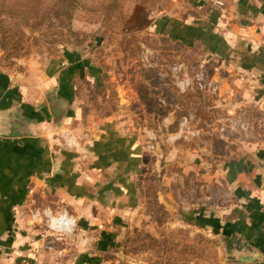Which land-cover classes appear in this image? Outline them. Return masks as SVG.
<instances>
[{
  "label": "rangeland",
  "instance_id": "374dc122",
  "mask_svg": "<svg viewBox=\"0 0 264 264\" xmlns=\"http://www.w3.org/2000/svg\"><path fill=\"white\" fill-rule=\"evenodd\" d=\"M193 2L0 0V73L35 89L64 61L86 122L110 118L147 146L140 201L111 228L103 264H233L223 235L197 212L235 201L231 161L264 169V102L248 74L157 28Z\"/></svg>",
  "mask_w": 264,
  "mask_h": 264
},
{
  "label": "crops",
  "instance_id": "0c3cea01",
  "mask_svg": "<svg viewBox=\"0 0 264 264\" xmlns=\"http://www.w3.org/2000/svg\"><path fill=\"white\" fill-rule=\"evenodd\" d=\"M207 1L194 0L188 15L164 16L157 28L248 74L264 102V0ZM59 63L37 85V96L29 83L2 80L0 112L16 108L31 121L30 135L0 134V264H103L111 228L140 201L147 146L110 118L87 123L76 70ZM49 95L65 109L60 125L53 121ZM258 157L264 163V149ZM232 163L225 166L226 182L235 201L222 213L197 214L223 235L233 264H264V169ZM63 215L74 219L71 231L55 227ZM54 231H62L59 249Z\"/></svg>",
  "mask_w": 264,
  "mask_h": 264
},
{
  "label": "water",
  "instance_id": "95a60500",
  "mask_svg": "<svg viewBox=\"0 0 264 264\" xmlns=\"http://www.w3.org/2000/svg\"><path fill=\"white\" fill-rule=\"evenodd\" d=\"M50 98V105L52 109L53 121L56 125H60L64 117L66 116L65 109L60 101ZM6 117L0 118V134L9 137H21L30 135L29 125L31 119L26 117H20V114L15 113L12 109L7 111ZM250 258L244 260L248 261Z\"/></svg>",
  "mask_w": 264,
  "mask_h": 264
},
{
  "label": "bare ground",
  "instance_id": "6f19581e",
  "mask_svg": "<svg viewBox=\"0 0 264 264\" xmlns=\"http://www.w3.org/2000/svg\"><path fill=\"white\" fill-rule=\"evenodd\" d=\"M68 223L69 224V226H70V228L71 227H73V225H74V219L73 218H68V217H66L65 216V218L63 219V220H57L56 222H55V227L59 230V229H61V226H62V224L63 223Z\"/></svg>",
  "mask_w": 264,
  "mask_h": 264
},
{
  "label": "built area",
  "instance_id": "2783aa9c",
  "mask_svg": "<svg viewBox=\"0 0 264 264\" xmlns=\"http://www.w3.org/2000/svg\"><path fill=\"white\" fill-rule=\"evenodd\" d=\"M216 3L220 6L223 5V2L222 1H216ZM262 44L264 45V38L262 40ZM65 218V216H61L59 220H63ZM58 220V221H59ZM72 228V227H71ZM69 224L66 222V223H63L62 226H61V230H64V231H67V230H70L71 229Z\"/></svg>",
  "mask_w": 264,
  "mask_h": 264
},
{
  "label": "trees",
  "instance_id": "16d2710c",
  "mask_svg": "<svg viewBox=\"0 0 264 264\" xmlns=\"http://www.w3.org/2000/svg\"><path fill=\"white\" fill-rule=\"evenodd\" d=\"M163 22V21H162ZM158 23L160 24L161 23V20H159L158 21ZM186 44H187V42H186ZM187 45H189V44H187ZM6 78V76L4 75V74H2V73H0V92L2 91V85H3V83L4 82H2V80H3V78ZM2 109H4V107H2V106H0ZM107 244H111V243H109V242H107Z\"/></svg>",
  "mask_w": 264,
  "mask_h": 264
}]
</instances>
